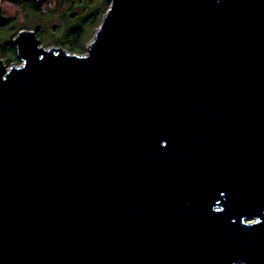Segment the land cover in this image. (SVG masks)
Masks as SVG:
<instances>
[{"label":"water","instance_id":"95a60500","mask_svg":"<svg viewBox=\"0 0 264 264\" xmlns=\"http://www.w3.org/2000/svg\"><path fill=\"white\" fill-rule=\"evenodd\" d=\"M107 1L0 59V264H264V0Z\"/></svg>","mask_w":264,"mask_h":264},{"label":"trees","instance_id":"16d2710c","mask_svg":"<svg viewBox=\"0 0 264 264\" xmlns=\"http://www.w3.org/2000/svg\"><path fill=\"white\" fill-rule=\"evenodd\" d=\"M16 5L17 16L0 13V59L8 66L19 62L13 40L23 30L32 31L44 47L84 55L109 8L107 0H19ZM49 24L52 31L44 32ZM60 29L65 30L59 33Z\"/></svg>","mask_w":264,"mask_h":264},{"label":"rangeland","instance_id":"374dc122","mask_svg":"<svg viewBox=\"0 0 264 264\" xmlns=\"http://www.w3.org/2000/svg\"><path fill=\"white\" fill-rule=\"evenodd\" d=\"M16 3L17 2H11L10 0H0V6H1V12L0 13L4 14L5 17H12V16H15V15L17 16L18 14H20V11H19V8L17 7ZM109 5H110V2H109ZM52 28L53 27H51V24H49V25L44 27L43 31L44 32H50V31H52ZM64 30L65 29H60L58 32L61 33ZM86 32H88V30H86ZM94 36H95V34H94ZM94 36L90 39L89 43L94 39ZM89 43L87 44V47H88ZM44 48H46V49L55 48V49H63V50H65L63 47H57V46H49V47H44ZM65 51L68 52L67 50H65ZM21 63L22 62L19 60L18 63H14L12 65H19L20 66ZM4 65H6V64L4 63ZM6 67L9 68L10 66L6 65Z\"/></svg>","mask_w":264,"mask_h":264}]
</instances>
